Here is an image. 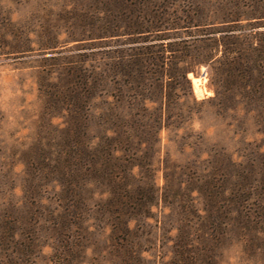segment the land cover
<instances>
[{"label": "trees", "instance_id": "1", "mask_svg": "<svg viewBox=\"0 0 264 264\" xmlns=\"http://www.w3.org/2000/svg\"><path fill=\"white\" fill-rule=\"evenodd\" d=\"M73 2L42 15L36 39L50 51L86 43L49 64L43 135L21 158L23 192L41 210L39 248L50 247L56 264L76 262L90 226L101 224L115 264H150L142 254L158 233L169 236L168 258L155 264H217L228 245L264 257V0ZM201 65L222 109H243L261 138L239 160L220 146L195 154L160 189V133L201 111L188 78ZM160 207L168 211L159 220ZM6 210L0 205L2 250L18 244V224H32L28 215L9 221Z\"/></svg>", "mask_w": 264, "mask_h": 264}, {"label": "rangeland", "instance_id": "2", "mask_svg": "<svg viewBox=\"0 0 264 264\" xmlns=\"http://www.w3.org/2000/svg\"><path fill=\"white\" fill-rule=\"evenodd\" d=\"M75 4L73 0H0V34L6 35L0 40V205L7 207L5 215L9 221L27 215L32 219L30 225L18 224L14 235L18 244L0 249V257L5 256L8 264H56L50 261L53 260L50 247L39 248L42 235L37 221L41 210L35 200L29 198L30 194L23 192L25 169L21 158L43 135L45 84L47 77L55 76L54 67L49 64L56 62V58L83 53L82 47L86 44L60 42L55 51L42 48L36 42L43 25L40 17ZM12 26L17 29L10 30ZM64 37L61 34L60 41ZM211 76L208 65H201L188 73L192 94L201 103L198 106L201 111L193 115L185 128L175 131L162 129L160 133V153L153 163L155 184L160 189L165 184L164 174L174 173L176 165L195 159V154L205 158L220 146L230 157L239 160L243 146L261 138L252 118L243 109H222L221 100L215 97ZM192 77L199 78V92L194 91ZM53 122L59 124L61 120L54 119ZM194 144L200 149L193 147ZM49 197L50 193L43 201L45 204ZM153 211L160 220L162 213L168 210L160 207ZM149 223L154 231L160 225L153 219ZM87 232L83 237L84 243L80 245L84 251L77 256L76 262L66 264H115L116 257L109 246L108 227L103 229L101 224L96 228L91 225ZM167 237L158 233L154 239L156 244L143 252L150 264L168 258ZM217 264H264V257L243 253L238 245H228L220 250Z\"/></svg>", "mask_w": 264, "mask_h": 264}, {"label": "bare ground", "instance_id": "3", "mask_svg": "<svg viewBox=\"0 0 264 264\" xmlns=\"http://www.w3.org/2000/svg\"><path fill=\"white\" fill-rule=\"evenodd\" d=\"M192 83H193L194 91L199 92L200 91L199 78L192 77Z\"/></svg>", "mask_w": 264, "mask_h": 264}]
</instances>
